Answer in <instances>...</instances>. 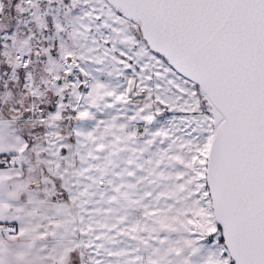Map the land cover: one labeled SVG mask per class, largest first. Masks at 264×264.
I'll list each match as a JSON object with an SVG mask.
<instances>
[{"label":"snow or ice","instance_id":"snow-or-ice-1","mask_svg":"<svg viewBox=\"0 0 264 264\" xmlns=\"http://www.w3.org/2000/svg\"><path fill=\"white\" fill-rule=\"evenodd\" d=\"M0 264H264V0H0Z\"/></svg>","mask_w":264,"mask_h":264}]
</instances>
